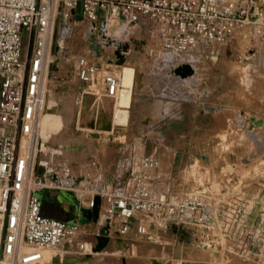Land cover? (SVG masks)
<instances>
[{
    "label": "built area",
    "instance_id": "2783aa9c",
    "mask_svg": "<svg viewBox=\"0 0 264 264\" xmlns=\"http://www.w3.org/2000/svg\"><path fill=\"white\" fill-rule=\"evenodd\" d=\"M77 9L87 23L85 35L100 32V47L110 43L113 24L151 27L159 50L176 58L202 45H228L251 25L248 38L264 42V14L256 0H0V264H71L70 256L92 255L93 245L83 239L77 221L42 213L43 190L58 191L77 211H96L94 223L100 229L95 237L106 230L108 242L111 235L124 238L133 221L139 238L149 228L188 226L201 231L199 245L220 259L264 264L260 198L249 208L241 200L243 192L223 187L176 195L161 184L156 174L160 162L153 154L124 158L117 182L105 189L98 186L99 176L90 184L86 179L78 182L71 162L48 172L37 139L46 101L44 79L50 72L48 54L58 17L74 21ZM110 63L104 66L87 56L71 62L80 101L87 95L94 98L96 109L102 100L111 101L114 109L127 87L120 71L109 69ZM130 108L120 107L128 113ZM112 114L108 133L128 124L114 126ZM233 195L238 204L230 207Z\"/></svg>",
    "mask_w": 264,
    "mask_h": 264
},
{
    "label": "rangeland",
    "instance_id": "374dc122",
    "mask_svg": "<svg viewBox=\"0 0 264 264\" xmlns=\"http://www.w3.org/2000/svg\"><path fill=\"white\" fill-rule=\"evenodd\" d=\"M256 4L264 14V0H256ZM86 25L84 20L59 17L56 23L52 48L56 63L50 66L37 138L48 172L71 162L78 182L87 178L90 184L99 174L104 186L124 158L153 154L160 162L156 174L161 184L174 194L212 193L222 187L243 192L241 200L247 207L261 199L264 224V42L248 38L253 26L237 33L228 45H202L176 58L159 50L151 27L113 24L110 43L100 47V32L85 35ZM80 56L92 57L104 66L111 61L109 69L120 71L121 80L125 69L134 70L127 126L100 133L99 139L87 137L88 132L78 125L90 127L101 121L108 125L112 113L114 124L120 104L118 100L112 110V102L102 100L96 109L93 97L85 95L79 100L71 62ZM258 120H262L259 127L255 126ZM48 175L46 172L47 180ZM40 196L46 216L58 214L68 220L81 213L76 207L70 210L58 191L43 190ZM233 196L227 202L230 207L238 204ZM90 219L95 220L92 215ZM172 227L165 230V240L160 239L165 248L160 255L161 247L145 243L137 247L136 257L106 256L101 263L217 264L198 245L200 230ZM98 242L92 244L96 251L115 249L111 244L107 250L108 242L98 248ZM117 245L120 247L119 241ZM132 251L135 254L136 248ZM246 264H253L252 259Z\"/></svg>",
    "mask_w": 264,
    "mask_h": 264
},
{
    "label": "crops",
    "instance_id": "0c3cea01",
    "mask_svg": "<svg viewBox=\"0 0 264 264\" xmlns=\"http://www.w3.org/2000/svg\"><path fill=\"white\" fill-rule=\"evenodd\" d=\"M72 18L74 21H76V20L81 21V22L83 21V18H82V15H81L79 9H77L72 14ZM108 134H110V133H108ZM103 178H104V176H103ZM118 178H119L118 171L116 170L115 173L112 174V177L110 179L109 184L102 186V184H101L102 177H101L99 182H98V186L101 189L111 187L117 182ZM85 179L87 181V178H85ZM65 202H67V201H65ZM65 204H67L66 206H68V208L70 210L74 209V206H72L69 202H67ZM67 210L68 209H66V211ZM83 211H84V209L82 208L80 214L76 213L73 215V217L71 219H68V220L65 217H62L63 218L62 221H77L84 230L83 239L89 243H92V244L95 241H99L98 244L99 243L100 244L99 245L96 244L97 247L98 248L103 247V245L107 244V238H104V237L100 238L98 236L95 237L96 233L100 229V225H99V223H94V221L92 219H90V216L93 215L94 213L92 211H87L89 213H84ZM82 214H84V216H82ZM172 228L177 229L176 227H172ZM197 230H199V229H197ZM167 235H168V233L165 232V230H157L155 228H149L147 236L144 238H139L136 235V222L133 221L131 224L130 232L124 238H120V237L111 235L110 240H109L108 244L106 245V249L108 250L109 246L111 244H114L115 249L113 251H109V252L108 251L107 252L97 251V252H95L94 256L90 255V256H85L82 258L70 256L68 260L71 264H103V263H101V261L104 260L103 257L105 258L106 256L109 257V256L117 255L118 258L128 259L130 257H136V254H138L137 253L138 252L137 247L140 246V244H145V243H148L150 245L152 244V246H154V247H161V249L159 251V255H160L165 249L164 245L160 239L165 240V236H167ZM200 235L197 238L198 245H199ZM94 237H95V239H94ZM117 241H119V243L121 244L120 247H118ZM125 247H127V249H128L126 252H125ZM132 247L136 248L135 254H133ZM200 247L205 249L206 251H208L210 253V255L212 256L213 260L216 261L217 264H233V262H234V264H246V262L243 261V259H241L239 257H230L229 259H220L218 257V255L215 254L212 250L206 249L202 246H200ZM118 251L122 252V253L119 254V253H117ZM170 251H172V250H170ZM121 254H124V255H121ZM99 256H102V258ZM156 256H158V255H156Z\"/></svg>",
    "mask_w": 264,
    "mask_h": 264
},
{
    "label": "bare ground",
    "instance_id": "6f19581e",
    "mask_svg": "<svg viewBox=\"0 0 264 264\" xmlns=\"http://www.w3.org/2000/svg\"><path fill=\"white\" fill-rule=\"evenodd\" d=\"M47 61H48L49 66H52L56 63L55 57H54V49H51L49 51ZM115 67L117 68V66H115ZM47 82H48V76L46 74L45 79H44L46 94H47V84H48ZM122 83L125 87H127V89H124V91H122L121 96L119 98V104H120V107L127 108V107H130V104H131L133 84H134V70L125 69L124 74L122 76ZM131 85H132V87L130 88ZM74 91H75V89L69 90V93L70 92L74 93ZM45 105H46V103L44 104V106L42 108V112H41L40 117H39L37 138H38L39 132L41 130L42 114L44 112ZM96 113H98L97 110H96ZM128 116H129L128 111H126L125 109L118 108L115 111L114 116H113L114 126L125 125V123H127V121H128ZM107 126L108 125L105 124L103 121H101L97 125L90 126V127L89 126H81L80 124L78 125L79 128L88 132V133H86L87 137L96 138V139H99L101 137L100 133H103V132L107 133Z\"/></svg>",
    "mask_w": 264,
    "mask_h": 264
},
{
    "label": "water",
    "instance_id": "95a60500",
    "mask_svg": "<svg viewBox=\"0 0 264 264\" xmlns=\"http://www.w3.org/2000/svg\"><path fill=\"white\" fill-rule=\"evenodd\" d=\"M262 124V120H258L257 122H256V125L257 126H259V125H261ZM108 130H110V125L108 124V126H107V131ZM92 216H94V218H95V220H96V218H97V212H95ZM105 234H106V230H103V231H101L100 233H99V235H97L98 237H104V238H106L105 237ZM107 242H108V239H107ZM92 251H94V252H97L96 251V249H92Z\"/></svg>",
    "mask_w": 264,
    "mask_h": 264
},
{
    "label": "trees",
    "instance_id": "16d2710c",
    "mask_svg": "<svg viewBox=\"0 0 264 264\" xmlns=\"http://www.w3.org/2000/svg\"><path fill=\"white\" fill-rule=\"evenodd\" d=\"M42 213L44 214V210H43V207H42ZM45 216H46V214H44ZM50 217V216H49ZM53 218V217H52ZM55 219H58V220H62L63 218H62V216H60V215H55Z\"/></svg>",
    "mask_w": 264,
    "mask_h": 264
}]
</instances>
